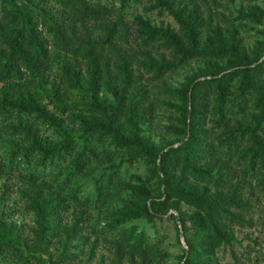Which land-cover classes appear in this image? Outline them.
<instances>
[{
  "label": "rangeland",
  "instance_id": "1",
  "mask_svg": "<svg viewBox=\"0 0 264 264\" xmlns=\"http://www.w3.org/2000/svg\"><path fill=\"white\" fill-rule=\"evenodd\" d=\"M12 1L25 9L31 26L48 42L50 51L61 53L59 60L48 59V72L43 76L48 85L60 86L70 103L88 100L76 84L63 77L60 66L68 63L77 67L97 57L104 68L99 98L108 111L119 102L117 125L121 131L125 135L137 131L148 148L167 155L165 174L157 175L158 159L154 156L136 160L129 151L112 145L110 138H82V126L71 114H57L64 117L63 125L77 138L75 151L83 143L93 151L75 180V197L70 198L65 189H59L55 167L40 171L7 167L8 152L26 142L6 127L0 131V221L30 246L37 231L33 199L38 194L48 198L55 212L48 217L50 230L42 251L53 264H183L192 247L193 257L204 264H264V167L256 166L252 172L247 169L245 151L252 143L248 130H243L252 125V104L259 93L255 84H264V68L256 67L255 61L264 59V0H166L193 26L200 48L218 39L233 41L247 58L205 54L183 62H178L173 47L163 39L140 43L138 32L149 22L172 29L188 46L181 25L157 0H0L3 32L21 25V21L10 20ZM149 55L173 66L161 73L149 69L143 66ZM247 61L255 77L246 87L241 70ZM123 68L130 72L129 81H124ZM14 70L21 76L14 80L20 89L32 77L21 67ZM213 75H224L228 84L222 110L218 109L220 93ZM87 85L85 77L82 88L86 93ZM249 86L241 109L238 98ZM192 114L189 130L185 125ZM22 120L45 140L57 137L41 122ZM12 121L6 117L2 124ZM185 134L191 136L187 150L180 147ZM185 157L188 161L183 166ZM162 176L182 185L192 184L209 196L218 195V204L228 212L217 224L222 225L226 238L233 236L234 240L218 243L206 227L204 215H195V208L174 195L157 206L155 216L111 230L108 222L113 213L116 218L118 208H135L153 197L166 198ZM229 198L239 201L240 208L228 205ZM142 230L145 244L137 247ZM26 255L24 251L6 252L0 264L38 263ZM39 262L43 264V259Z\"/></svg>",
  "mask_w": 264,
  "mask_h": 264
},
{
  "label": "trees",
  "instance_id": "2",
  "mask_svg": "<svg viewBox=\"0 0 264 264\" xmlns=\"http://www.w3.org/2000/svg\"><path fill=\"white\" fill-rule=\"evenodd\" d=\"M157 2L162 7H166L181 25L187 38L188 46L185 47L184 40L172 29L155 27L149 22L143 23L138 32L141 37V44H152L158 39H163L164 42L173 47L176 54L175 58L178 57V62H183L192 57L204 56L205 54L215 56L231 54L240 56L242 60L247 59L240 51L236 50V45L233 41L218 39L216 43H212L206 48H200L199 38L193 26L177 10H174L166 0H157ZM11 4L14 10H12L10 20L21 21V25L15 24L7 32H3L0 29V85L2 84L0 86V131L7 127L10 131L20 136L26 142V145H21L8 152L7 167L14 170L23 168L25 170L37 169L38 171L55 167L58 172L54 177L58 182L59 189H65V192L70 194V198H74L78 186L75 180L80 171H82L86 159L90 157L89 154L93 151L88 148L86 143H83L81 148L75 151L78 145L77 138L63 125L62 118L64 117L59 118L57 116V114L65 116V114L69 113L73 121L78 122L82 126V138L88 139L92 136L110 138L112 145L129 151L131 158L134 157L136 160L146 155L154 156L158 159V164H156L157 175L162 172L165 174L163 164L167 153L165 151L154 152L148 148L146 141L138 135L137 131H131L130 134L125 135L121 131L120 126L117 125V116L121 108L119 102L112 111H108L103 100L99 98L100 79L104 68L99 65L97 57H94L90 63L83 62L77 67L68 63L61 64L60 70L63 77L70 79V84H76L77 91L80 89L88 98L86 101L68 102L66 91L61 92L60 86H56L54 83L48 85V82L44 80L45 74L48 72L46 71V64L49 63L48 59L50 57L51 60L53 58L55 60L61 59L60 51H50L47 45L48 42L41 38L31 26L30 16L25 9L18 6L14 1ZM255 61L256 67L264 68V59H256ZM16 66L21 67L23 71L28 72L29 76L32 77L20 89L16 88L14 83L15 79L21 77L20 73L14 74ZM143 66L149 69L153 68L156 72L161 73L163 70L172 67L173 63L164 60L159 62L149 55V60L145 61ZM253 70V66H251L249 61L243 65L241 70L243 76L242 84L244 85L245 83L246 87L253 82L255 77ZM122 72L124 73V81H129L130 72L126 68H123ZM230 72L233 73L235 70ZM214 76L213 78L217 82L220 93L218 109L222 110L227 97L225 93L228 89V84L224 82V75ZM85 77L88 78V93L82 88ZM35 79L37 84H34ZM255 85L259 93L252 104L253 113L250 121L252 125H247L243 129L245 131L248 130L252 143V146L245 151V154L249 157L247 169H250V172L254 171L256 166L264 167V84L256 83ZM248 88L245 91H241L238 98L239 101L237 100L241 109H243V96H245L247 91H250V86ZM187 100H191L189 95ZM97 114L102 118H97ZM193 116V114L188 116L190 123H186V129L192 130ZM6 117L14 119V121L9 122L8 125H3L2 122ZM26 118H30L33 122H41L47 128H51L57 137L51 140L43 139L40 137L39 131L29 128L30 125L27 124V121L21 122L22 119ZM134 128L136 127L134 126ZM185 137L180 142V147L187 150L191 136L185 134ZM187 161L185 157L183 166H186ZM160 181L165 189L166 198L159 200V198L153 197L149 201L135 205V208L120 207L116 211V218L113 219L115 213L110 217L108 227L114 230L120 225L132 222L138 218L153 217L157 214V206L163 204L167 197L174 195L195 208L197 211L195 215H204L203 219L206 220V227H209L211 232L214 233L218 243L222 241L230 243L234 240L233 236L226 238L221 232L222 225L219 226L217 224V221L222 220L221 215L228 212L226 208L222 209V206L218 204L219 201L216 198L218 195L209 196L205 191H200L192 184L182 185L179 181L169 177L162 176ZM31 184L36 187L34 181ZM36 189L40 190L37 187ZM226 202L228 205H235L240 208L239 201L233 198H229ZM31 208L37 218V231L34 234L33 244L29 246L25 239L20 237L17 232H14L12 227H7L5 222L0 221V257L9 251H24L29 254L28 256L26 255L27 258H32V262L38 261L37 264H41L39 261L43 259V264H53L50 259H45L42 250L47 246L45 245V236L50 230L48 217L55 212V209L49 206V199H44L40 194L34 197ZM228 216L230 218L234 217L233 214ZM142 231L135 242V244H138L137 247L145 244L144 230ZM192 249L187 251L183 264H204L196 257H193L192 251L194 252V250Z\"/></svg>",
  "mask_w": 264,
  "mask_h": 264
}]
</instances>
